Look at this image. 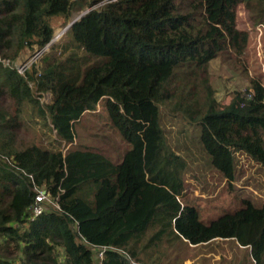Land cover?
<instances>
[{
  "label": "trees",
  "instance_id": "obj_1",
  "mask_svg": "<svg viewBox=\"0 0 264 264\" xmlns=\"http://www.w3.org/2000/svg\"><path fill=\"white\" fill-rule=\"evenodd\" d=\"M99 2L0 0V264H159L167 247L216 239L250 247L264 264V204L244 200L203 221L184 197L188 162L170 144L161 112L195 127L194 144L230 186L236 152L264 166V84L250 78L222 107L210 72L221 57L245 58L250 35L238 28L237 9L264 26V0H116L91 8ZM83 11L67 41L51 44L53 19L67 26ZM36 50L44 51L20 73L18 60ZM48 93L52 103L44 104ZM99 107L124 144L118 163L91 150L17 146L27 111L60 148ZM40 191L53 204L32 220Z\"/></svg>",
  "mask_w": 264,
  "mask_h": 264
},
{
  "label": "rangeland",
  "instance_id": "obj_2",
  "mask_svg": "<svg viewBox=\"0 0 264 264\" xmlns=\"http://www.w3.org/2000/svg\"><path fill=\"white\" fill-rule=\"evenodd\" d=\"M103 1L106 0H100L91 8L103 6ZM81 13H75L71 21L77 19ZM66 22L63 17L53 19L55 43L67 41ZM237 26L240 30L248 31L250 35L245 58L236 62L233 56L227 55V58L221 57L210 65L212 84L222 107L230 103L235 92L244 91L249 87L250 78L256 77L264 84V28L254 22L251 13L243 5H239L237 9ZM37 51L25 52L16 67L22 70L29 66L36 53L38 54ZM230 57H233V60ZM52 99V94L48 93L41 101L51 104ZM161 112L162 124L170 144L188 162L184 175V197L197 205L203 221L211 222L226 212L239 209L244 200H249L258 207L264 204L263 165L241 151L236 152L238 177L230 186L223 175L210 166V159L203 154V148L194 144L198 136H195V127L185 126V121L169 115L165 108ZM99 114L100 107L96 112H85L80 123L76 125L75 141L71 144L64 142L59 148L53 143L55 134L43 127L40 119L31 117L27 111L21 127L16 131L17 146L26 148L37 144L46 149H61L64 153L70 150H91L102 153L118 163L124 153V144L108 131L102 123L103 117H98ZM184 127L190 131V138L188 133L182 134ZM163 254L166 257H163V262L159 264H256L251 256V248L241 246L234 239H216L200 245L178 244L172 248L167 247ZM21 262L24 260H18V264Z\"/></svg>",
  "mask_w": 264,
  "mask_h": 264
},
{
  "label": "built area",
  "instance_id": "obj_3",
  "mask_svg": "<svg viewBox=\"0 0 264 264\" xmlns=\"http://www.w3.org/2000/svg\"><path fill=\"white\" fill-rule=\"evenodd\" d=\"M114 1H116V0H106V1H103V4L105 5L108 2H114ZM262 28H264V26H262ZM27 66H25L22 70H19L20 73H24ZM47 202H50L51 204H53L51 202V199H49V197L47 196V194L45 192L40 191L36 197V203H35V206L33 208V219L32 220H34L38 216L42 215V213L45 210V205ZM105 251H106V247H103V249L100 250L98 253V258L103 259L104 255H105ZM20 264H23V263L21 262ZM132 264H140V263L132 261Z\"/></svg>",
  "mask_w": 264,
  "mask_h": 264
},
{
  "label": "water",
  "instance_id": "obj_4",
  "mask_svg": "<svg viewBox=\"0 0 264 264\" xmlns=\"http://www.w3.org/2000/svg\"><path fill=\"white\" fill-rule=\"evenodd\" d=\"M86 14V12H83V13H81V15L77 18V19H75V20H73L72 22H70L69 24H68V26L66 27V31L75 23V22H77L81 17H83L84 15ZM52 44V43H51ZM51 44L50 45H48L47 47H45L44 48V50H46L49 46H51ZM44 50H42V51H44ZM41 51V52H42ZM38 56V54L36 55V56H34V58L32 59V62L36 59V57Z\"/></svg>",
  "mask_w": 264,
  "mask_h": 264
},
{
  "label": "clouds",
  "instance_id": "obj_5",
  "mask_svg": "<svg viewBox=\"0 0 264 264\" xmlns=\"http://www.w3.org/2000/svg\"><path fill=\"white\" fill-rule=\"evenodd\" d=\"M54 43V40L52 41V44ZM48 49V48H47ZM41 52H38V55H40Z\"/></svg>",
  "mask_w": 264,
  "mask_h": 264
}]
</instances>
